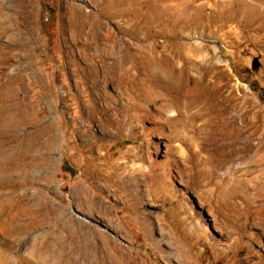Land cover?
Returning <instances> with one entry per match:
<instances>
[{"label":"rangeland","instance_id":"rangeland-1","mask_svg":"<svg viewBox=\"0 0 264 264\" xmlns=\"http://www.w3.org/2000/svg\"><path fill=\"white\" fill-rule=\"evenodd\" d=\"M102 3L0 0L3 264H264V0Z\"/></svg>","mask_w":264,"mask_h":264},{"label":"crops","instance_id":"crops-1","mask_svg":"<svg viewBox=\"0 0 264 264\" xmlns=\"http://www.w3.org/2000/svg\"><path fill=\"white\" fill-rule=\"evenodd\" d=\"M94 1H96V2L99 1L100 2L101 0H94ZM150 1L152 3L155 2L154 4H155V6L157 5V7L158 6H162V9L160 11L165 10L166 13L169 15V17H171V23H172V22H174V20H178V18H175L173 20V17H172L174 15L173 13H174L175 9L181 8L182 6H187L188 10H189L188 11V13H189V18L188 19H190L191 15L195 14L196 9H198L201 5H202V7L205 6V3H206L207 0L203 1V3H197L195 0H167L166 2H162V5H159V3H157L158 0H139L138 2H136V1L134 2V0H103L102 6L104 7V6L107 5L108 8L109 7H111V8L113 7L114 17H112L113 18L112 20H113V22H115L114 23L115 25H117L118 23H123L124 22L123 23L124 27H126V29L128 31H133L136 34H140L142 31L145 32V30H146V24L144 23V21L145 20L148 21L149 11H148L147 7H148ZM190 5H191V7H189ZM136 7L139 8V9H137ZM142 7H143V9H142ZM135 8H136V10H139L140 12L143 13V15L141 16L140 19H135V17H133V16L131 17V15L126 16L123 19H121L119 17V15L121 13H124L125 15L131 14L132 11L135 10ZM150 13H152V12L150 11ZM152 14H154V12ZM158 16L159 15H157V13H155V15L153 16V17H155V19H154L155 21L159 20L158 21L159 23L168 22L169 18L164 20V18H166L167 16L161 18L162 20L158 19ZM243 16L241 17L242 21H244V18H245V15H243ZM251 20H253V19H251ZM245 21H247V20H245ZM123 24H119V25L123 26ZM170 30H172L171 31V33H172L171 35H174L173 29L170 28ZM108 34L109 33L107 31L105 33V38H107L109 36ZM169 34H170V32H169ZM59 66L62 67V65L60 63H58V67ZM1 93H2V91H0V94ZM82 97H84V96H82ZM3 114H4V111H1V113H0V133L1 134H3L4 128L6 126L10 125V126H14L15 128L16 127L18 128V126H19L18 125V121L14 122L13 119L9 120V118L4 117ZM20 147H21V144H20L19 141H17V143H15V145L12 146V150L15 151V155H12V156H14V158L18 161V163H17L18 166L20 164L19 160L21 159L20 152H19ZM2 148H0L1 161L3 160V156H4L3 155L4 151H3ZM28 150H29V146H28ZM13 154H14V152H13ZM29 157H30V155H29ZM1 161H0V165H2ZM28 169H29V172H31L30 168H28ZM13 172H15V171H13ZM3 178L4 177L2 176V178H0V179H3ZM2 261H3L2 253H0V262L3 264Z\"/></svg>","mask_w":264,"mask_h":264},{"label":"bare ground","instance_id":"bare-ground-1","mask_svg":"<svg viewBox=\"0 0 264 264\" xmlns=\"http://www.w3.org/2000/svg\"><path fill=\"white\" fill-rule=\"evenodd\" d=\"M241 85V84H240ZM239 82L234 86L236 88H238L239 86ZM175 86V85H174ZM174 86L172 84H170L169 87H167V90L165 91V95L162 97V96H159L160 97V105H159V109L161 110V112H164L165 110H168L169 109V112L166 111V114L163 116L165 117V121L170 125L172 124H176L177 122H181V123H189V115H186L187 113L185 112V110H174L175 108V105L178 103V99H179V96L180 94H178L177 90L174 88ZM150 100V99H149ZM153 101V100H152ZM173 108V109H172ZM179 111V112H178ZM179 117L183 118L181 121H178L179 120ZM152 122V121H151ZM170 127H173V126H170ZM162 128V127H161ZM163 129V128H162ZM178 130V128H177ZM182 130V128H181ZM182 133V132H181ZM180 133V134H181ZM153 134V133H151ZM178 134V133H176ZM163 143L162 142H159L158 144H156V146L151 149V155L153 156V153H155L157 155V157L160 156L161 153V147H162ZM152 147V146H151ZM171 149V148H170ZM178 150V149H177ZM134 153V158L137 160L140 158L139 156V153L137 151H132ZM183 153V152H182ZM184 156V154H183ZM142 157V156H141ZM154 157V156H153ZM156 158V157H154ZM174 162V161H173ZM166 163V162H165ZM162 164V163H161ZM169 164V163H168ZM151 168L157 166L156 164L154 163H150L149 164ZM161 166V165H160ZM165 167V166H164ZM141 168H133V172L134 173H138L139 170ZM141 171V170H140ZM258 213V212H257ZM260 215V214H259ZM258 218V217H256ZM262 218V217H261ZM187 224V223H186ZM197 226V225H196ZM202 226V225H201ZM199 227V226H198ZM197 228V227H196ZM188 229H191L192 231H190L192 233V236L193 235H196L194 234V230L196 231V229H192V228H188ZM199 229V228H198ZM207 230V229H205ZM200 233L203 234L205 237H206V233L204 231V229L200 230ZM249 233V232H248ZM247 233V234H248ZM231 239V238H230ZM170 240H171V243L174 241V239L172 237H170ZM236 240H232L230 242L229 239H227V243H226V247L228 249H233L236 245Z\"/></svg>","mask_w":264,"mask_h":264}]
</instances>
